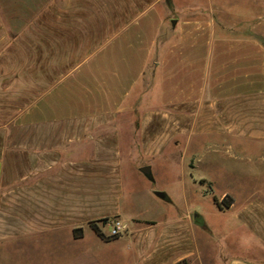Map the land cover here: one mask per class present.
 <instances>
[{"label":"crops","instance_id":"0c3cea01","mask_svg":"<svg viewBox=\"0 0 264 264\" xmlns=\"http://www.w3.org/2000/svg\"><path fill=\"white\" fill-rule=\"evenodd\" d=\"M162 5L0 0V245L35 254L39 264H119V245L127 264H264V198L242 182L216 193L213 182L193 181L218 212L213 196L238 208L231 246L240 240L248 255L236 260L217 248L199 212L168 207L163 223L121 216L125 131L142 175L145 165L153 175L151 163L168 145L264 144V45L231 35L226 17L218 18L222 29L214 18H184L151 63ZM164 193L169 200L151 190L172 203ZM112 217L128 225L115 238L102 222ZM231 232L222 236L227 246Z\"/></svg>","mask_w":264,"mask_h":264},{"label":"rangeland","instance_id":"374dc122","mask_svg":"<svg viewBox=\"0 0 264 264\" xmlns=\"http://www.w3.org/2000/svg\"><path fill=\"white\" fill-rule=\"evenodd\" d=\"M161 12L163 19L151 55V63L158 61L163 48L176 38L175 31L184 18L191 20L214 18L215 24L221 26L222 29L224 23L219 22L218 18L226 17L230 20L227 27L232 25L231 35L254 38L264 45V0H164ZM173 21L176 22L173 24ZM152 65L147 68L145 76L139 81L144 88L149 81L151 82L147 75L153 71ZM129 137V132L125 131L121 142L124 198L119 201L121 216L129 222L136 215L142 219L149 218L163 223L168 220V207L177 209L179 213L191 209L194 215L197 212L201 213L207 223L214 227L212 240L216 241L217 248H226L225 253L229 259L236 260L238 259L236 257H246L248 253H245L247 248L243 242L240 243L239 240L237 244L231 246V241L236 235L234 229L237 228L238 208L223 207L224 212H218L209 194L204 193L205 186L193 181L206 179L213 182V189L216 193L224 188H234L242 182L243 187L249 189L254 196L260 195L264 198V144L243 140L232 145L222 138L218 142L223 143H216L212 149L202 147L197 151L199 147L188 146L184 150H176L168 145L162 151V155L151 163L153 180H150L134 168V153L129 148ZM211 142V139L206 140L204 144ZM192 157H194L195 167L189 166V160ZM151 190L167 192L171 196L172 203L156 199L152 196ZM222 198L217 197L218 201ZM169 199L170 197L167 198ZM244 200L247 198L243 197L242 201ZM174 214L177 215V213ZM102 222L98 221L100 227H103ZM103 230L107 231L106 227ZM230 231L232 235H227L229 236L227 246L226 239H222V236ZM90 235L91 232L88 231V238ZM153 235L151 234L150 238ZM122 248L119 245V264H127L126 254ZM4 255L12 261L17 260L16 258L29 259L32 257L33 263L31 264H39L38 259L34 258L35 254L31 255L30 252L21 251L16 245L6 247L0 245V256ZM24 263L19 262V264Z\"/></svg>","mask_w":264,"mask_h":264},{"label":"built area","instance_id":"2783aa9c","mask_svg":"<svg viewBox=\"0 0 264 264\" xmlns=\"http://www.w3.org/2000/svg\"><path fill=\"white\" fill-rule=\"evenodd\" d=\"M109 227V236L117 237L128 230V225L120 218H112L105 222Z\"/></svg>","mask_w":264,"mask_h":264},{"label":"water","instance_id":"95a60500","mask_svg":"<svg viewBox=\"0 0 264 264\" xmlns=\"http://www.w3.org/2000/svg\"><path fill=\"white\" fill-rule=\"evenodd\" d=\"M175 23V21H173V24ZM140 171L150 180H153V175L151 173V168L149 165H145L140 167ZM155 194L157 196H159L160 198H165L166 194L163 191H155Z\"/></svg>","mask_w":264,"mask_h":264},{"label":"trees","instance_id":"16d2710c","mask_svg":"<svg viewBox=\"0 0 264 264\" xmlns=\"http://www.w3.org/2000/svg\"><path fill=\"white\" fill-rule=\"evenodd\" d=\"M165 198H168V197H165ZM213 200L215 203H217L219 205L220 208H223V207H227L230 205L231 203V199L227 196V197H224L222 198L220 201H218L217 197L216 196H213ZM108 220V218H103L102 221L105 223L106 221ZM95 228V224L93 225ZM76 232V229L74 230ZM101 235V234H100ZM115 238V237H113Z\"/></svg>","mask_w":264,"mask_h":264}]
</instances>
